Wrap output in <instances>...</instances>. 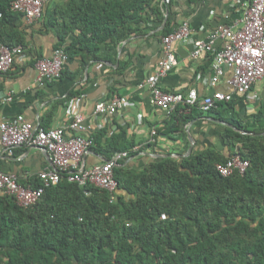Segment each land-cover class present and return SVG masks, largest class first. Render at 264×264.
Wrapping results in <instances>:
<instances>
[{
	"label": "trees",
	"instance_id": "16d2710c",
	"mask_svg": "<svg viewBox=\"0 0 264 264\" xmlns=\"http://www.w3.org/2000/svg\"><path fill=\"white\" fill-rule=\"evenodd\" d=\"M13 1L0 0V43L21 46L30 55L25 19L11 10ZM59 1L47 12L44 8L38 22L57 37L67 58L81 52L95 58L99 46L114 48L128 39L133 34L128 24L156 0ZM237 101L220 102L208 113L198 105L188 112L179 106L157 132L183 135L201 115L217 113L221 120L230 115L225 121L236 130L225 128L222 134L227 155L208 149L152 159L139 169L122 161L113 168V194L62 177L30 207L0 195V264H264V137L239 133L249 130L233 115ZM263 115L252 117L255 134L264 132ZM105 133L92 136L90 150L103 149L107 161L116 153L134 157L140 151L133 152L124 133L107 138ZM235 155L248 162L245 172L220 176L215 165ZM29 183L41 185L38 177L19 182Z\"/></svg>",
	"mask_w": 264,
	"mask_h": 264
},
{
	"label": "crops",
	"instance_id": "0c3cea01",
	"mask_svg": "<svg viewBox=\"0 0 264 264\" xmlns=\"http://www.w3.org/2000/svg\"><path fill=\"white\" fill-rule=\"evenodd\" d=\"M246 1L156 0L152 9L145 10L139 14L140 19L128 24L133 31L128 39L114 48L109 43L99 46L95 58L86 52L67 58L59 79L43 86L36 85V63L52 58L55 51L62 50L64 53V48L57 47V37L45 30L41 22H24V37L30 55L22 51L15 58L12 70L0 75V124L21 116L26 122L40 128H62L70 124V104L77 99L84 125L90 128L89 135L96 136L105 131L107 138L122 132L129 143L140 149L134 157L124 161V166L139 169L152 159L171 155L179 159L177 155L187 157L208 149L227 155L228 149L222 134L225 128L232 127L225 121L230 115L221 120L217 113L201 115L192 120L186 125L183 135H158L156 143L149 144L151 132L162 131L169 121L170 113L154 106L149 92L140 89L139 84L155 72L162 59V38L166 30L173 31L181 23L188 22L193 29L191 39L174 45L177 65L160 81L162 90L182 94L195 90L199 99L213 91L227 92L224 83L227 75L216 88H210L212 56L203 54L193 58V43L206 41L209 34L220 26L233 30L241 28L243 3ZM58 2L53 0L45 7V11ZM222 45L223 42L217 41L213 49L219 50ZM253 89L259 95L258 101L252 104L240 97L233 114L248 127V134H255L253 131L257 128L252 124V117L259 111L264 112V82L257 83ZM74 93L77 96L67 101L68 96ZM116 97L126 99L127 106L124 109L113 115L94 114L97 104H106ZM262 120L264 125V115ZM256 135L264 137V132ZM106 138L101 141L102 146ZM101 151L104 150L95 145L84 157L83 167L89 168L106 161ZM47 169L51 167L44 151L20 147L9 155L4 152L0 140V170L3 173L14 175L21 184H26Z\"/></svg>",
	"mask_w": 264,
	"mask_h": 264
},
{
	"label": "built area",
	"instance_id": "2783aa9c",
	"mask_svg": "<svg viewBox=\"0 0 264 264\" xmlns=\"http://www.w3.org/2000/svg\"><path fill=\"white\" fill-rule=\"evenodd\" d=\"M51 1L14 0L10 7L13 12L22 14L25 22L30 24L41 20L45 6ZM243 14L241 28L233 30L220 26L209 34L206 41L193 43V58L203 54L212 56L210 88H216L227 75L224 81L227 92L213 91L198 103L199 96L195 90H190L187 94L162 90L160 81L177 65L174 45L190 41L193 33L188 22H184L162 38L163 57L155 72L139 84L140 89L149 92L151 103L168 113L175 111L179 106L186 107L188 112L196 105L201 111L208 113L217 107L216 104L230 102L236 96L245 98L252 104L258 101L259 95L253 87L259 82H264V0H247L243 3ZM217 41L223 42V45L219 50H214ZM21 53V46L8 47L0 43V75L12 70L15 58ZM66 61L67 56L62 50L55 51L50 59L39 60L35 66L36 85L43 86L58 80ZM78 101H71V122L62 128L43 129L26 122L21 116L0 124V140L4 152L12 155L13 150L20 147L46 151L51 167L38 174L41 185L36 188L31 185L24 187L19 184L16 176L0 170V195L13 197L19 207H30L39 202L46 188L58 185L62 177L68 183L81 187L91 185L109 194L116 192L117 182L113 176V168L125 161L129 155L116 153L108 161L89 168L83 167L84 157L93 146V137L89 135L90 128L84 125V117L78 111ZM126 106L125 98L116 97L106 104H97L94 114L113 115ZM156 137L157 132L153 130L149 144L156 143ZM138 150L140 149L133 147V152ZM247 167L248 162L241 161L238 155L232 156L223 164L215 165L216 172L223 177L235 172L243 174ZM160 219L165 220L166 215L161 214Z\"/></svg>",
	"mask_w": 264,
	"mask_h": 264
},
{
	"label": "water",
	"instance_id": "95a60500",
	"mask_svg": "<svg viewBox=\"0 0 264 264\" xmlns=\"http://www.w3.org/2000/svg\"><path fill=\"white\" fill-rule=\"evenodd\" d=\"M232 128V127H231ZM234 129V128H233ZM234 130H236V129H234ZM239 133H241V134H245V135H251V136H257L256 134H248V133H245L244 131H241V130H239ZM45 153H46V151H44ZM191 152V150H189V153ZM47 154V153H46ZM156 157H160V156H156ZM163 157H173L172 155L171 156H163ZM176 157H178V158H185L186 156H183V155H177Z\"/></svg>",
	"mask_w": 264,
	"mask_h": 264
},
{
	"label": "clouds",
	"instance_id": "9594fccd",
	"mask_svg": "<svg viewBox=\"0 0 264 264\" xmlns=\"http://www.w3.org/2000/svg\"><path fill=\"white\" fill-rule=\"evenodd\" d=\"M107 161V160H106Z\"/></svg>",
	"mask_w": 264,
	"mask_h": 264
}]
</instances>
